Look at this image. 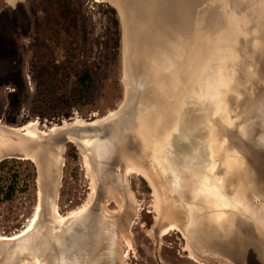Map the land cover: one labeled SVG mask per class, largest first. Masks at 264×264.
<instances>
[{
	"label": "water",
	"instance_id": "1",
	"mask_svg": "<svg viewBox=\"0 0 264 264\" xmlns=\"http://www.w3.org/2000/svg\"><path fill=\"white\" fill-rule=\"evenodd\" d=\"M118 2L133 36L142 22L129 99L112 115L65 122L37 139L0 124L1 133L57 152L76 140L95 181L87 207L59 224L57 211L47 213L58 185L38 174L41 220L0 241V264H99L117 229L103 207L133 162L159 171L169 198L187 210L183 228L195 255L264 264V225L234 200L244 193L264 210V0ZM168 37L173 52L164 54Z\"/></svg>",
	"mask_w": 264,
	"mask_h": 264
},
{
	"label": "rangeland",
	"instance_id": "2",
	"mask_svg": "<svg viewBox=\"0 0 264 264\" xmlns=\"http://www.w3.org/2000/svg\"><path fill=\"white\" fill-rule=\"evenodd\" d=\"M68 2L69 11L63 0H46L45 11L34 8L29 0H0L1 124L22 132L26 125L35 133L45 132L65 122L101 118L124 102L128 81L124 79L126 49L118 11L108 0ZM114 17L118 18V26L114 25ZM86 73L93 78V87L84 102H89L92 109L83 113L76 91L79 77ZM58 155L56 207L59 216L66 217L91 199L90 196L87 202L91 192L90 167L85 165L76 143L67 142ZM15 156L24 160L22 167L26 172L34 167L36 178L28 177L26 191L19 189L11 200L0 201V236L4 237L26 228L40 195L39 156ZM125 178L134 200L131 222L144 224V220L150 221L148 215L156 214L151 213L155 197L146 181L149 190L144 189L140 175L130 172ZM130 243L133 245L132 239ZM153 247L154 244L149 252ZM138 248L140 256L136 254L138 259L133 262L150 264L146 261L149 255Z\"/></svg>",
	"mask_w": 264,
	"mask_h": 264
},
{
	"label": "bare ground",
	"instance_id": "3",
	"mask_svg": "<svg viewBox=\"0 0 264 264\" xmlns=\"http://www.w3.org/2000/svg\"><path fill=\"white\" fill-rule=\"evenodd\" d=\"M115 8L116 10L120 13L123 25H124V45H125V49H126V57L124 58V79L129 80L133 74V72L135 71V67L137 64H135L134 62V55H137L136 51H138V46L140 45V41H141V27L142 26V22L141 24H137L138 31L137 34L138 36H133V34L135 33L134 31L131 32V30L129 29L128 23L130 18L128 17L127 13L125 12V10L121 7V5L119 4L118 0H108ZM140 4V3H138ZM125 12V14L123 13ZM133 13V12H132ZM131 13V14H132ZM134 14L131 15V17H133ZM131 22V20H130ZM140 25V26H139ZM150 42L151 40H148L146 42ZM167 43V45H163L161 46L162 48H160L161 52L164 54H170L173 52L172 50V39L171 38H166L165 42ZM175 43V41H174ZM258 43V42H257ZM149 46L151 45V42L148 44ZM136 48V51H135ZM174 49L176 50V47H174ZM159 50V49H158ZM159 50V51H160ZM178 50V48H177ZM154 55V54H153ZM152 59V58H151ZM128 85V81L126 82V100L129 99L130 95H129V91L130 88ZM114 112H110V115H112ZM78 122H82V121H78ZM1 124V123H0ZM3 125V124H2ZM32 125V124H29ZM28 125L25 126V132H23L25 134V136H28L29 138L32 139H37L39 138L38 135L30 130L27 129ZM33 129V128H32ZM14 132H22L19 131L17 129H13ZM17 138V139H16ZM73 143H76L78 150L82 153L85 161H86V166L88 167L89 164L91 165V159L89 158V156L87 155L86 150L81 146V143L77 142L76 140H72ZM39 145H34L28 142H25L24 140H19L18 137H15L11 134H5V133H1L0 132V159L2 157H7V155H10L9 157H16L15 154H19L22 157H25V155L27 157H34V156H39V173L40 175L43 176V178L46 180H49V182L51 184H53L55 182V186L58 185V181H59V169H57L55 171V166H57V162L55 165V161L58 158V152L53 149H49V148H43ZM55 150V151H54ZM144 163H139V165L136 162H133L131 164V166H129L128 168V172L130 173H135L140 175L142 178L145 179V181L147 182V184L150 186L153 196L155 197L154 202L152 203V209L153 211H155V215L156 216H160V218L162 217V220H173L174 222H176L178 229L180 231V233L183 235V237L186 240L187 245L189 246L191 252H193V255L195 256V253L192 249V242L189 238V236L187 235V229L183 228L184 223L186 222V215H187V210H185L184 208H179L177 207V204L172 202V200L169 198V196L167 195V193L165 192L164 188H163V175L159 173V171H157L158 175H154V171L153 169L149 168L147 165ZM138 165V166H137ZM150 166V165H149ZM59 167V165H58ZM57 167V168H58ZM90 178H91V190L93 191V178H92V174L89 170L88 172ZM53 180V181H52ZM53 183H52V182ZM90 184V185H91ZM95 189V188H94ZM94 194V191H93ZM93 194L91 195V193H89V197L87 199V202L91 198L93 197ZM116 194H118V196H120V193H116L114 190V187L111 189L110 195L107 199L116 196ZM41 195H39V201H38V205L35 209V212L33 214V217L31 219V221L28 223V225L26 226V228L21 231L19 234H15L14 236H10V237H4V236H0V241H11V240H15L20 238L21 236H25L28 232H30L31 230H33L35 228V226L39 223V221L41 220L40 217L42 216L43 213V209L41 208L42 202L40 201ZM238 199H234L236 201H238V205L239 207H235V209H237L239 212L246 214L244 217H249L254 219L256 222H260V224L264 225V210L255 207L254 205H250L248 204V201L250 202L248 196L246 194H241L240 196H237ZM91 201V199H90ZM89 201V203H90ZM249 206V209H244L245 205ZM88 203V204H89ZM251 203V202H250ZM87 204V205H88ZM106 204V203H105ZM105 204L103 207V211L104 213L108 214L111 217H115L114 215H111L112 213L109 214L108 210H105ZM87 205H83L82 208L75 210V211H71L70 213L67 214L66 217H61L58 214L57 211V207H56V203L55 201H52V203L50 204L51 210H48V214L50 212H52L51 214L55 215L56 211L59 217H56L57 223H61L67 220H70L73 216L78 215L79 213H81L86 207ZM57 224V225H59ZM171 225H175L172 222H170ZM187 232V233H186ZM100 237V236H98ZM116 244H114L115 246ZM112 255H114V251H111Z\"/></svg>",
	"mask_w": 264,
	"mask_h": 264
},
{
	"label": "flooded vegetation",
	"instance_id": "4",
	"mask_svg": "<svg viewBox=\"0 0 264 264\" xmlns=\"http://www.w3.org/2000/svg\"><path fill=\"white\" fill-rule=\"evenodd\" d=\"M4 158L6 157H2L0 160ZM56 162L57 161H55V165ZM57 166H55V171L57 170ZM89 167L90 170H92L90 164ZM91 174L93 178L92 189L94 191L95 181L92 171ZM128 174L129 172L127 169L123 181H121L120 178H117L113 183L115 192L120 193V196L116 194V196L107 199L105 204V210L107 209L109 214L112 213L111 215L115 216L113 218L117 221V229L113 236V246L104 248V253H102L101 258H99V264H136L133 262V259H138L137 256H140L139 246L144 253L146 252V254L149 255L148 257L150 259L147 258L146 261H150V264H159L156 255L161 264H228L214 259L210 262H204L201 261L199 256H194L193 252H191L187 245L185 238L180 233L176 222L173 220H162V217L160 218V216L154 215L153 217L152 215H148L151 222L148 220H144V224L133 221L131 222L134 214V200H132L131 193L128 189L131 186L126 182L127 179L125 178ZM90 191L92 195L93 191L91 190V187ZM152 211L153 210H151V213H153ZM130 222L132 224L135 223V225L133 226ZM170 222L175 225H171ZM144 227L145 229L146 227H149L150 230L145 232L142 229ZM157 237H159L158 241L156 240ZM131 239L133 245H130ZM114 244L116 245L114 246ZM152 244H154V247L152 252H149ZM132 248L134 249L132 250ZM111 251H114V255H112Z\"/></svg>",
	"mask_w": 264,
	"mask_h": 264
},
{
	"label": "trees",
	"instance_id": "5",
	"mask_svg": "<svg viewBox=\"0 0 264 264\" xmlns=\"http://www.w3.org/2000/svg\"><path fill=\"white\" fill-rule=\"evenodd\" d=\"M46 0H29V2L32 4L34 8L37 10L45 9L46 11ZM65 3V7L67 11H69L67 8L69 7L68 0H63ZM114 25L118 26L119 21L117 17H114ZM118 32V30H116ZM118 45V40H117ZM77 91L76 95L79 99V106L81 108V111L83 113H87L92 109V105L88 104L85 101V97L90 93V89L93 87V78L88 74H84L79 77L77 82ZM75 98V99H76ZM77 100V99H76ZM78 102V101H77ZM24 160L19 157H6L2 160H0V192L1 200H11L12 197L15 195V193L20 189L22 191H26L27 189V179L28 177H32V179L36 178V171L34 167L28 172L25 171L23 166ZM31 164V163H30ZM23 182V185H22ZM141 182L144 185V189L147 191L149 190V187L147 186L145 180H141Z\"/></svg>",
	"mask_w": 264,
	"mask_h": 264
}]
</instances>
